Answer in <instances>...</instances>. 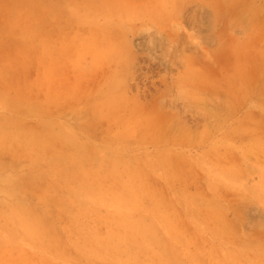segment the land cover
Here are the masks:
<instances>
[{
	"label": "rangeland",
	"instance_id": "1",
	"mask_svg": "<svg viewBox=\"0 0 264 264\" xmlns=\"http://www.w3.org/2000/svg\"><path fill=\"white\" fill-rule=\"evenodd\" d=\"M0 264H264V0H0Z\"/></svg>",
	"mask_w": 264,
	"mask_h": 264
},
{
	"label": "bare ground",
	"instance_id": "2",
	"mask_svg": "<svg viewBox=\"0 0 264 264\" xmlns=\"http://www.w3.org/2000/svg\"><path fill=\"white\" fill-rule=\"evenodd\" d=\"M260 231V230H259Z\"/></svg>",
	"mask_w": 264,
	"mask_h": 264
}]
</instances>
